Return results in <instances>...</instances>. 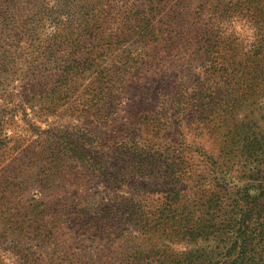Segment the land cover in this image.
<instances>
[{
  "label": "rangeland",
  "instance_id": "rangeland-1",
  "mask_svg": "<svg viewBox=\"0 0 264 264\" xmlns=\"http://www.w3.org/2000/svg\"><path fill=\"white\" fill-rule=\"evenodd\" d=\"M64 1L33 0L36 9L41 5L45 9L42 21H37L41 13L34 9L33 22L45 24L36 28L33 39L18 42L20 48L15 40L7 46L10 37H5V29L11 25L12 13L5 12L10 2L0 5V64L7 63V57L12 55L9 52H16L22 59L32 46L40 50L53 45L56 10ZM162 1L166 9L159 18L170 15L176 3L186 0ZM229 1L208 0L203 6L212 12L216 24L214 40L219 37L223 41L224 54L242 55L245 49L251 52L261 37L264 46V0L260 6L253 5L252 0H241L249 5L247 11L237 8L240 1L231 0L238 2L234 8L228 6ZM88 2L82 0L80 4ZM25 19L20 18L24 26L32 22ZM189 26L187 21L180 26V32L190 33ZM194 27L198 25L194 23ZM188 37L183 35L185 45L180 41L171 45L169 52L161 47L154 49L152 56L161 58L156 67L132 73L131 82L120 96V109L98 140L111 146L100 161L108 168H112L111 164L118 166L122 174V167L129 168L122 162L126 154L119 142L145 143L150 136L149 131L141 129L142 122L147 127L149 118L143 117L141 124L137 118L150 116L169 101L180 99L183 104L186 98L184 115L176 119L168 116L169 129L159 145L169 146L171 151L180 148L177 160L183 161L179 165L182 189L177 198L171 197L168 209L160 202L166 194L163 181L169 180L171 174L159 166V158L151 156L152 149L138 157L139 163L128 171L133 175L128 181L135 182L132 187L123 186L119 177L117 182L104 179L105 168L65 158V154H71L65 148L70 145L60 138L71 133L75 137L66 135L69 139H78L76 134L80 133L74 130L75 126L94 128L88 114L72 107L99 96L97 89L103 88L107 78H97L96 82V73H86L85 80L74 81V89L67 95L71 96L69 104L54 107L39 96L51 86L52 78L46 69L37 76H24L9 75V70L0 68V138L7 140L5 145L0 142V264H183L188 252L191 260L196 252L213 250L227 240L225 224L230 218L231 193L210 178L208 156L218 161L225 174L220 182L231 191H255L250 185L257 184L264 175V48L254 73L245 75L241 70L235 75L229 67L217 70L215 61L199 58ZM195 38L198 43L199 36ZM119 47L113 52L105 51L96 60L106 67L107 63L117 66L118 62L122 65L138 59L136 66L142 68L144 49L129 40L122 41ZM67 51L72 50L67 47ZM48 52L46 56L50 58L56 55ZM200 90L203 96H196ZM187 100L196 102L197 107H189ZM28 122L45 132L31 128ZM61 127L66 130L61 131ZM52 128L60 131V138H54ZM131 136L135 137L130 139ZM180 138L185 142L177 147L173 143ZM79 141L81 144V138ZM89 141L97 143L95 139ZM150 168H156L159 177L143 178ZM202 176L206 180L197 186L189 180H200ZM206 212L213 213L212 221L204 222L208 227H201L196 240L190 241L186 228L196 227L195 220Z\"/></svg>",
  "mask_w": 264,
  "mask_h": 264
},
{
  "label": "trees",
  "instance_id": "trees-1",
  "mask_svg": "<svg viewBox=\"0 0 264 264\" xmlns=\"http://www.w3.org/2000/svg\"><path fill=\"white\" fill-rule=\"evenodd\" d=\"M5 1L10 2L9 5L5 6L6 14L12 13L11 25L5 29L7 31L5 37H10V39H7V46L10 47L11 41L15 40L16 47L20 48L18 42H23V39H25V42L27 39H33L34 34L37 32L36 28L41 24H45L44 22H33L34 9L41 13L37 21H42L45 16V9L43 5L36 9L33 0H0V5H4ZM81 1L66 0L63 4L59 3L55 16L58 19L56 22L54 21L53 45L48 46L47 49L46 47H40V50L32 46L30 51L25 52L22 59L17 56L16 52H9L12 55L7 57L6 64H0V68L9 70V75L24 74V76H37L46 69L48 71L47 76L52 78V82L49 84L51 86L43 91L44 94L39 96H44L48 105L54 107H60L65 103L69 104L71 96L67 95L74 89L72 86L74 81L77 79L85 80L84 75L86 73L92 75L96 73V77H94L96 82H99L97 78H107L110 84H107V81L103 84L102 89H97V92L100 93L99 96H92L90 100H83L77 108L72 107L78 113L88 114L89 119L92 118L90 122L94 128L75 126L74 130L80 133L79 136L76 134L78 139H69L66 135H75H71L69 132V134H65L60 138L58 135L60 131L52 128L55 133L54 138H60L62 143L70 145L65 147L71 151V154H65L67 160H84V164L90 167L105 168L104 171L102 170L104 179L117 182L119 177L120 182L125 187L135 185L134 181H128V177L133 178V175L128 171L130 169L133 171L139 163L136 162V159L152 149L150 151L151 156L159 158V166L164 167L171 174L169 180L163 181L166 194L162 196L160 202L168 206V209L171 204V197L177 198L180 189H182L183 178L180 173V166L182 165L180 164H183V161L177 160L181 151L180 148L171 151L169 146L163 148L159 145L167 135L165 131L169 129L170 119L168 116L176 119L184 115L186 98L183 99V104L179 103L180 99H177L176 102L169 101L165 106L161 104L158 110L152 112L150 116L141 115L140 118H137L136 122L139 124L143 121V117L149 118L147 127L144 126L143 122L141 125L143 126L141 129L144 128L150 133V136L145 138V143L133 140L127 143L123 140L119 142V145L117 144L121 148L124 147L126 158L122 162L125 161V168L128 167L129 169L124 170L122 167L121 174L118 166L116 168V165L111 164L112 168H108L106 164L100 161L108 153L109 149L107 147L110 148L111 146L100 143L98 140L106 134L110 119L120 109V96L125 87L131 82L130 76L133 72L139 73L140 69L148 71V69L156 67L155 64L160 62L161 58L152 56L154 49L161 47L163 48L162 51L169 52L170 46L178 45L180 41L185 45L186 41L182 38L183 35H189L187 38V40H191L189 45L193 46L194 51L199 53V58L203 56L204 62L206 60L216 62L214 69L220 70L229 67L235 75L241 70H244L245 75L254 73L253 71L261 61L260 50L264 48L262 46L263 37L258 40V46H253L251 52L248 49L243 51L241 48L242 55L233 52L232 54H224L223 41L219 37L214 40L216 24L211 18L212 12L203 7L208 0H186L181 4L176 3V6L170 9L171 14L161 18L158 16L166 9L162 0H88L87 5L80 4ZM238 1L242 4L237 8L244 7L246 11L249 9L248 4L241 0ZM261 1L263 0H252L251 2L255 6H260ZM79 4L80 6H78ZM237 4V1L230 0L228 6L234 8ZM255 10L259 12L258 7ZM24 17L31 19L32 22H28L24 26L23 21L20 20ZM27 19L25 20L27 21ZM187 21L190 23L189 27L192 31L184 34L179 29ZM194 23L198 27H194ZM198 36L200 40L195 43V37ZM125 40H129L134 46L139 45L140 49L145 50L142 51L143 55L140 60L142 68L136 66L138 59L129 63L127 62L129 60H127L122 65L121 62H118L117 66L114 63H107L106 67H102L99 63L100 60H96V57H101L105 51L113 52L116 48H120V43ZM67 47L72 51H67ZM197 47L198 51L196 50ZM47 50L48 53H55L56 55L52 54V58L46 56ZM208 67H212V65H208ZM196 96H203L202 91H197ZM200 103L205 105V102L201 99ZM187 104H189V107L191 105L197 107L194 101L187 100ZM28 124L41 133L45 132L36 124L30 122ZM179 128L176 130L177 132ZM60 129L63 132L66 130L65 127ZM102 130L104 131L100 132ZM134 137L131 136L130 139ZM80 138L82 140L81 144L84 146L79 143ZM89 139H95L99 145L94 144ZM176 141L173 144L177 147L185 142L182 138L176 139ZM0 142L5 145L7 140L2 137ZM86 145H88L87 148ZM102 145L104 146L102 147ZM116 147H113L114 152L117 151ZM51 152H49V157ZM208 161L209 176L212 181H219L217 185L222 186L228 194L231 193L228 196L230 200V218L228 223L225 224L229 234L227 240L221 242L222 245H217L213 250L202 249L196 252L197 255L194 256V259H189L190 254L188 252L183 264H264V175L261 176L257 184L250 185L252 190L258 192H248L247 189H243L234 193L230 190L231 188L220 182V180L223 181L225 174L218 165V161L212 156H208ZM159 174L156 168H150L143 174V178H157ZM189 180L197 186L202 184L201 181L206 180V178L202 176L199 180L190 177ZM77 204L81 205L82 203L77 202ZM163 205L160 209H163ZM212 215L213 213L206 212L205 216H199V219L195 220L196 227L189 228L190 225L186 228L190 241L196 240L201 227H208L204 222H211Z\"/></svg>",
  "mask_w": 264,
  "mask_h": 264
}]
</instances>
